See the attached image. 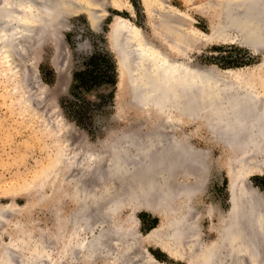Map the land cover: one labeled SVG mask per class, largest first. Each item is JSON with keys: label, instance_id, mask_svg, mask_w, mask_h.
Masks as SVG:
<instances>
[{"label": "bare ground", "instance_id": "1", "mask_svg": "<svg viewBox=\"0 0 264 264\" xmlns=\"http://www.w3.org/2000/svg\"><path fill=\"white\" fill-rule=\"evenodd\" d=\"M141 1L145 13L149 15L147 24L156 43L132 20L121 16L114 18L107 34V49L117 61L116 73L120 91L117 99H123L126 87L128 101L144 111L155 112L162 123L172 122L173 119L203 121L210 133L209 137L221 142L227 151L228 192L231 196L228 202L232 209L222 213L212 204L207 207L206 214L210 217L217 215V222L211 226L215 239L204 240L200 224L202 212H198V219L189 221V217L195 211L191 203L194 194L197 190L202 191L205 186L206 176L202 170L206 164H202L207 157L206 152L194 149L184 136L165 137L162 131L145 135L123 133L115 137L110 155L105 157L106 168H103L106 169L108 177L104 178L108 179L103 184L102 180L98 184V180H105L101 177L96 179L97 185L90 181L91 186H95L93 188L88 186L89 181L84 182L88 171L101 162V154H92L89 151L80 159H74L75 161L72 160L73 156L67 158L63 180L72 185L70 195L74 207L69 211L68 233H58L60 237H66L59 252L64 256L63 259L68 258L72 264L77 263L79 258L85 264L95 261L103 264H153L148 256H140L144 254L143 251L137 250L142 237L133 229L134 213L131 212L128 218L131 226L127 224L128 221L118 219L120 209L129 207L135 210L142 205V199L149 196L150 200L154 199L150 202L158 205L155 207L164 211L165 215L168 211L171 214L163 217L165 220L160 229L150 232L145 240L159 246L169 257L184 264H262L264 199L258 198L255 203L251 194L253 191L244 185L243 180L252 173H264V96L258 95L248 85L236 81L234 74L223 71L224 76H228L227 81V78H220L215 70L202 69L191 63L189 53L199 37L194 29L191 30L188 15L165 4V0ZM251 1L241 0L240 6L236 5V1L225 2L218 7L214 4L215 10H222L225 23H221L209 41L230 40V29L235 26L242 29L243 46L258 52L251 45L259 43L258 45L264 46V21L260 28L258 15L245 11L250 6L259 8L258 2H255L257 5H248ZM261 3L264 19V0ZM99 5L133 11L128 0H0V42L3 51L5 49L10 54L11 49H14L11 48L14 41L20 42L22 47L25 43L35 44L39 39L56 41V49L61 50L62 36L59 31L67 24L65 16L81 13L88 17L89 24L92 25L100 17ZM236 6L240 10L246 8L244 12H240L239 17L233 19ZM242 17L243 20L240 19ZM17 65L16 70L21 73L24 68L22 59ZM52 65L57 74L63 72L55 61ZM122 81H125L124 89L120 87ZM201 93L206 94L205 100L200 99ZM181 160L193 163L190 167L195 165L200 168L197 169L201 176L199 175L193 185H181V180L179 182V178L176 180L174 177V171L178 168L179 173L185 171L180 168L181 164L176 167ZM75 166L81 169L77 179L69 176L71 168ZM53 179L54 185L60 183L55 175ZM125 183L129 186L126 191L128 194L119 195ZM254 193L258 192L255 190ZM180 197L186 202H181L183 206H176ZM149 203L147 207L151 210L154 206L150 208ZM179 209H183L181 213L178 212ZM1 211L2 208L0 213L3 214ZM151 211L160 216L155 209ZM2 214L0 221L5 216ZM23 235L25 234H20L9 245L0 243V264H12L14 255L18 260L14 259L16 264H58L62 259L51 255L46 260L42 256L44 248L42 245L38 247L42 244V238ZM18 244L24 246L26 253L27 249L30 252L22 255L20 249L11 247Z\"/></svg>", "mask_w": 264, "mask_h": 264}, {"label": "rangeland", "instance_id": "2", "mask_svg": "<svg viewBox=\"0 0 264 264\" xmlns=\"http://www.w3.org/2000/svg\"><path fill=\"white\" fill-rule=\"evenodd\" d=\"M128 1L132 5V12L127 9L118 10L108 5H99L101 11H98V14L101 18L98 17L96 20H101V24L99 20L97 22L94 20V26L89 24L88 17L84 14L66 15L67 24L61 27L66 42L61 50L56 49L48 40L40 45L25 43L23 45L25 47H21L20 42L14 41L11 48L14 47L15 50L12 48L9 54L7 50L3 51L0 42L1 212L6 208L3 214L0 213L5 214L0 221V243L9 245L12 240L18 239L20 234H28L29 238L41 237L42 244L40 243L38 247L42 245L44 248L42 256L47 258L46 260L54 255L55 258L57 256L59 259L62 258L58 264H72L68 258L63 259L64 256L59 252L65 244L66 237L61 236V238L58 234L60 231L68 233V219L74 207L70 195L72 185L63 180L67 158L73 156L72 160H78L89 151H92V154H101V158L103 157L101 162L93 163L96 166L93 165L94 169H90L84 179V182L87 180L86 183L91 181L97 185L96 179L108 177L104 169L106 168L104 160L110 155L111 145L116 136L123 133L145 135L156 131H162L165 137L167 135L184 136L194 149L206 152L207 157L202 164H206L202 170L206 176V182L204 189L197 190L192 198L191 203L195 211L189 217V221L198 219V212H202L200 224L203 239L206 241L215 239L211 226L217 222V215L210 217L206 214V209L210 204L216 206L215 208L218 207L222 213H226L230 208L225 146L209 137L210 133L203 121L187 122L173 119L172 122L162 123L155 112L144 111L135 103L129 102V94L124 86L125 81H122L120 86L123 89L125 87V95L122 96L123 99H117L120 91L116 60L106 47L107 34L114 18L121 16L132 20L147 33L151 41L156 43L147 24L149 15L145 13L142 1ZM252 1L248 5L250 3L255 5L258 2ZM225 2H235L240 6L241 0H165V4L188 15L191 30L194 29L199 37L196 47L194 46L189 53L191 63L197 64L202 69L215 70L222 79L228 77L224 76L223 71L234 74L236 81L248 85L258 95L264 96V53L254 52L243 46L242 29L232 26L228 41H209L217 28L225 23L222 10L219 8L215 10L214 4L218 7ZM238 6L234 9L233 19H236V16L239 17L240 12H244L246 8L241 7L242 10H240ZM250 7L254 8V6ZM250 7H247L248 10L245 11H251ZM100 12H103L102 15ZM245 20L249 22L248 19ZM21 59L24 73L16 70ZM54 61L63 69L62 73L55 72L52 65ZM75 74H80L81 79L77 80ZM24 75L27 77L25 78ZM225 80L228 81V78ZM204 93L200 95L201 100L206 98ZM75 153L78 155L76 156ZM190 164L193 163L183 160L176 164V167L180 166L185 170L181 173L179 168L174 171L176 172L174 177L179 178V182L181 180V185L185 183L193 185L192 183L196 182L199 175L201 176L198 174L200 168L197 167V169L195 165L190 167ZM80 171V167L75 166L71 168L69 176L77 179ZM54 175L61 184L54 185ZM248 178L252 186L264 195V173H252L248 175ZM107 179L98 180V184L101 180L103 184V181ZM91 182L88 186L95 187L93 184L91 186ZM67 183H70V186ZM128 187L125 183L118 194L127 195ZM152 192L154 194L155 191ZM152 200L149 196L143 198L142 205L135 210L129 207L120 209L118 219L128 221L127 224L131 226L128 218L131 212L134 213L133 229L140 238L142 237L141 245L137 247L139 252H144L140 256H148L153 264H184L169 257L159 246L145 240L150 232L160 229L165 220L163 217L171 214L168 211L165 215L164 211L155 207L158 206L155 202H150ZM177 201V206L179 204L183 206L181 202H185L182 197ZM145 202H150V208L152 205L155 207L151 210L155 209L161 217L151 212ZM182 210L179 209L178 212ZM11 247L20 249L22 255L30 252L27 249L26 253L24 246L21 247L20 244L11 245ZM261 255L264 256V252ZM15 258H12V264L18 261ZM79 259L74 264H85ZM91 264H103V262L95 261Z\"/></svg>", "mask_w": 264, "mask_h": 264}, {"label": "water", "instance_id": "3", "mask_svg": "<svg viewBox=\"0 0 264 264\" xmlns=\"http://www.w3.org/2000/svg\"><path fill=\"white\" fill-rule=\"evenodd\" d=\"M258 1V4H259V8H257V7H255V8H252V10H251V12H255L257 15H258V17H259V23H260V25H258V26H260V28H262L261 26L263 25V23H262V21H264V19H263V12H262V3H261V0H257ZM249 3V2H248ZM257 22V23H258ZM59 33H60V35L62 36V38H60V41H61V45H62V47L64 46V43L66 42L65 41V39H64V35L62 34V30H60L59 31ZM46 40L45 39H39L37 42H36V44H34V45H40L41 43H43V42H45ZM53 44H54V46H55V48H57V44H56V41H51ZM31 43V42H30ZM33 43V42H32ZM31 43V44H32ZM259 43H254L253 45H251L253 48H254V50H259V51H262L263 53H264V46L262 47V46H260V45H258ZM107 47V46H106ZM62 49V48H61ZM250 49V48H249ZM253 51V50H252ZM116 63H117V61H116ZM116 70H117V67H116ZM216 73V72H215ZM115 98H116V95H115ZM114 98V99H115ZM243 183H244V185L246 186L247 185V187L250 189V190H252L253 191V193H251L252 195H253V197H254V201H255V203H257V200H259V199H264V195L262 194V192L260 191V190H258L256 187H254V186H252V184H251V180L249 179V178H247V179H244L243 180ZM250 183V184H249ZM257 191L258 193H254V191ZM230 196V195H229ZM260 196H263V198H261ZM259 198V199H258ZM231 200V196L229 197V199H228V201H230ZM186 202V201H185ZM177 206V205H176ZM232 209V205H230V208H229V210H231ZM151 211V210H150ZM151 212H153V211H151ZM182 212V211H181ZM180 212V213H181ZM195 216V215H194Z\"/></svg>", "mask_w": 264, "mask_h": 264}, {"label": "trees", "instance_id": "4", "mask_svg": "<svg viewBox=\"0 0 264 264\" xmlns=\"http://www.w3.org/2000/svg\"><path fill=\"white\" fill-rule=\"evenodd\" d=\"M75 78H76L77 80H80V79H81L80 74H75Z\"/></svg>", "mask_w": 264, "mask_h": 264}]
</instances>
